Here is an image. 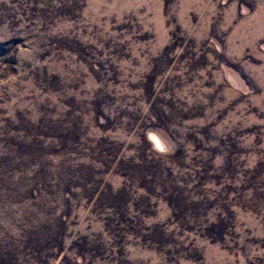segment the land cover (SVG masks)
Wrapping results in <instances>:
<instances>
[{
	"label": "rangeland",
	"instance_id": "rangeland-1",
	"mask_svg": "<svg viewBox=\"0 0 264 264\" xmlns=\"http://www.w3.org/2000/svg\"><path fill=\"white\" fill-rule=\"evenodd\" d=\"M0 264H264V0H0Z\"/></svg>",
	"mask_w": 264,
	"mask_h": 264
}]
</instances>
